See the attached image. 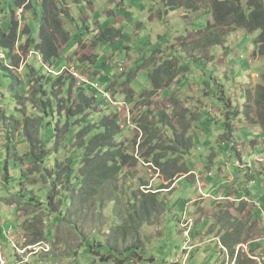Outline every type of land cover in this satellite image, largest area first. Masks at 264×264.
Masks as SVG:
<instances>
[{
	"label": "rangeland",
	"instance_id": "rangeland-1",
	"mask_svg": "<svg viewBox=\"0 0 264 264\" xmlns=\"http://www.w3.org/2000/svg\"><path fill=\"white\" fill-rule=\"evenodd\" d=\"M59 1L66 10L63 21L72 20L66 26L68 43L57 38L60 48L68 44L64 61L58 67L55 61L47 64L50 75L40 70L48 81L45 77L30 84L21 68L6 70L13 67L0 44V264H264V133L254 106L258 87L264 88L258 34L237 27L206 31L214 0ZM66 5L72 9L67 11ZM12 8L13 0L0 3V33L3 12L10 15ZM17 16L22 24L29 23L37 42L42 1L25 12L21 8ZM213 34L222 42L219 48L210 46ZM19 37L26 39L22 33ZM22 48L17 49L20 55ZM24 51L26 61L36 56ZM63 63L66 69L75 66L86 81L96 80L102 90L108 87L119 113L131 112L122 132L126 142H137L132 150L139 159L125 170L130 177L120 182L117 193L101 190L95 195L101 204L85 201L67 207L59 220L55 214L65 210L59 191L44 185L42 175L32 174L24 157L27 142L38 140L40 124V137L51 141L52 148L57 128L65 124L67 107L62 101L59 115L54 97L67 98L56 79L65 70L55 72ZM158 70L163 88L148 94ZM220 85L230 117L224 108L229 105L215 100ZM93 92L85 96L93 97ZM98 96L99 104L108 102L105 95L103 100ZM39 100L46 103L45 111ZM95 110L93 120L99 122L105 111L101 106ZM217 115L218 121L227 120V133L215 124ZM253 130L261 134L255 143L249 135ZM149 149L163 158L161 169L145 163V158L150 162ZM57 152L65 162L62 147ZM7 163L10 172L4 180ZM174 178L171 193L144 195L170 186ZM49 194L51 211L34 207L33 198L49 203ZM243 198L257 200L261 211L253 203H238Z\"/></svg>",
	"mask_w": 264,
	"mask_h": 264
},
{
	"label": "trees",
	"instance_id": "trees-1",
	"mask_svg": "<svg viewBox=\"0 0 264 264\" xmlns=\"http://www.w3.org/2000/svg\"><path fill=\"white\" fill-rule=\"evenodd\" d=\"M13 1L15 8H12L11 14L7 15L5 12H3L4 25L3 31L0 33V44L3 46V52H5V56L11 62L10 66L14 68L10 69L5 66V69L12 71L15 70V68L19 69L22 62L24 61L26 63L24 64L22 71L26 78L28 77V80L26 81H28L30 84H33L34 82L41 83V81H43L46 76L39 75L40 70H45L46 73L49 74L46 68L48 66L47 64L53 62L54 60L64 58L63 51L68 44L65 47L60 48V46L57 44V38L61 37L63 40H67L68 43L69 39L66 37L67 34L69 35V33L67 32V29H65V22L63 21V16H65L66 10H64V7H60L61 5H59L57 0ZM36 1H42L43 25L41 28L40 39L37 42H34L32 39V31L29 27V23L22 24L21 19H19L17 16V12L21 8L23 9V12L29 10ZM0 3H3V0H1ZM228 27H237L248 32L249 34H258L256 39V54H258L259 57L264 58V0H214L212 17L207 23L206 31L210 32L213 30L214 32L216 29ZM20 33L25 36V41H22V39L19 37ZM212 36L211 37L213 40L210 46L212 48H219L222 44L221 40L217 35L213 34ZM19 45L23 46L21 49V55L17 53ZM32 48L34 51L31 50ZM27 49H29V52H33L32 55H36L38 57L32 56L26 61L27 57L24 56V50ZM6 52H8V55ZM41 59H43V62ZM4 64L5 62L3 61V65ZM73 69L75 68L73 67ZM61 71H58L57 73ZM162 73H160V70L154 73L152 76L153 90L148 92V94H153L154 92L163 88L161 83L157 82V76ZM83 75L85 76V74ZM57 77L58 78L56 79L62 88V92L67 96V98L56 95L54 91H52L54 93L56 105H58L57 113L60 115V110L64 106L62 101L67 107V118L65 120V124L62 128H57V134L53 139V148L51 141H44V139L40 137L39 129L42 128L40 124V127L37 129L38 140L33 144L27 142L29 149L25 157H23L24 160L26 159L25 162H28L30 165H32V174L42 175V178H44L46 181L43 182L44 185H48L51 190L53 189V191H59V199L60 202L63 203L61 207L64 206L65 210L63 208L60 209V211L55 214V216L59 220H62V218L64 219L65 217L64 214L67 211V207H77L78 205L82 206L83 202L85 201H91L92 205H94L96 202H98V205L101 204V200H95V195L101 190L103 192L114 191V194L117 193L120 189L121 183L126 182L130 177V173L125 172V170L131 169L132 166H135L139 158L138 155H135V150H132V148L136 149L135 145L137 142H131L130 140V142H126L125 134L122 132L124 126H128L129 122V120H127L128 113H125L126 111H124V113H119L115 108L114 102H104V95L102 92L90 85L80 84L79 81L67 69H65V71ZM46 78L47 81L50 79L49 77ZM204 78L206 79L207 77L204 76ZM74 84H76L77 87L74 86ZM165 84H167V81H165ZM219 87H221L222 91L218 93L217 97L215 96V100L217 99L216 103L221 104L222 107L228 104L229 108H224L226 109L227 115H229L232 113V111L230 109V104L225 100L224 96H222V94L225 95L223 91L224 87L221 85ZM89 91H94L93 97L85 96V94L87 95ZM101 91H104V89H101ZM105 91H108V87H106ZM44 93H46L45 90L40 92L42 97L45 95ZM98 94H100L102 97L101 99L103 100V104L98 103ZM82 95L85 101L82 99ZM144 95L146 96L147 94H143L140 97L144 98ZM73 96H77L80 100H74ZM114 99L116 100L115 97ZM39 101H41L44 105L41 107L42 111H45L46 103H44L43 100ZM222 103H224V105ZM100 106L103 109L102 112H105L103 118L98 122L97 120H93V116L97 112L95 108H100ZM254 106L258 118V125L264 133L263 87H258L257 89ZM235 113L233 115L234 118H236ZM119 114H123L125 118L120 119ZM219 119L220 117L217 115L213 120L215 121L218 129L226 127L223 130L227 133V120L218 121ZM59 120L62 121V119ZM42 122H44V120H42ZM63 128L64 130H62ZM61 132L64 135L62 138L58 139V134ZM230 137L231 135L228 132V138ZM130 145L132 147H130ZM59 146L62 147L63 156L66 158L65 162H60V160L57 159L59 157L57 152ZM151 148H154V146ZM230 148L231 150H234V147L231 146ZM149 150L150 151L148 153H150V162H148V158H145V163L153 164V167L161 169V167L164 165L163 158L157 156L158 154L156 150ZM81 151L83 154L78 155V152ZM151 151L153 155L158 157L157 159H152ZM77 159H79L78 168L75 166V161ZM5 169L6 172L3 171L2 173L4 180L9 176V164L5 166ZM25 176H27L26 179H32L29 178L28 174ZM32 177L34 176L32 175ZM31 181H33V179ZM170 181H174L170 186L158 189L157 193L155 194L148 193L144 195L150 196L151 198H156L157 196L164 194L162 192L164 190H168L170 191L169 193H171L174 190L172 187L176 184V182L175 178ZM33 183L35 184V182ZM146 187L149 186L143 185V188ZM52 198V194H49V203H46V200H43L42 198H40V200L33 198L36 203L34 207L51 211L50 201ZM116 201L117 197L116 200L115 198L110 200V202ZM237 201L238 203H241L240 201L242 200L238 199ZM243 202L241 204H243ZM131 203L132 202H127L128 206H130ZM27 204L32 206L29 203ZM150 204L155 203L151 202ZM132 205H135V203ZM253 207L257 209L256 211H258V208L255 204H253ZM129 208L130 207H128V209ZM144 218H146V216H144L143 219ZM37 241L40 242L41 240H32L31 243L36 244ZM235 254L236 252L234 251L233 256H235Z\"/></svg>",
	"mask_w": 264,
	"mask_h": 264
},
{
	"label": "crops",
	"instance_id": "crops-1",
	"mask_svg": "<svg viewBox=\"0 0 264 264\" xmlns=\"http://www.w3.org/2000/svg\"><path fill=\"white\" fill-rule=\"evenodd\" d=\"M58 2H59V5H61L60 4V1L59 0H57ZM74 2H81V1H79V0H73ZM39 2V1H38ZM87 2L89 3V4H91V5H94V1H90V0H87ZM96 4V3H95ZM66 9H67V11H70L69 9H72L71 7H69L68 5H66ZM43 19V18H42ZM70 20H72L71 18L69 19L68 17H67V20H66V22H65V29H66V26H67V22H69ZM29 58H31V56H29ZM65 58V57H64ZM64 58H62L61 60L60 59H57V60H60V61H57V60H54L55 62H56V67H58V65L61 63V61H64L63 59ZM67 65L66 64H62V66L59 68V69H57L55 72H58V71H61V70H63V69H66L67 67H66ZM71 67H75V66H71ZM96 81V80H95ZM249 135H251V137H253V141H255V140H257V138H255V137H259V136H261V134H259L258 132H256V130H253V131H250V133H249ZM252 141V142H253ZM253 143H255V142H253ZM264 162V161H263ZM246 202L247 204H249V203H255V204H257V203H259L257 200H249V199H247V198H243L242 199V202ZM249 203H248V202ZM252 206H253V204H252Z\"/></svg>",
	"mask_w": 264,
	"mask_h": 264
},
{
	"label": "built area",
	"instance_id": "built-area-1",
	"mask_svg": "<svg viewBox=\"0 0 264 264\" xmlns=\"http://www.w3.org/2000/svg\"><path fill=\"white\" fill-rule=\"evenodd\" d=\"M5 57V52H3V58ZM23 66H24V64L20 67L21 69H20V71H22L23 70ZM18 70V69H17ZM65 70V69H64ZM69 72H71L72 73V75L79 81V83L80 84H89L90 86H92L93 88H95V89H97V90H99L100 92H102L104 95H105V97H106V99L107 100H110V98H111V94H110V92H108V91H105V92H103V91H101V89L103 88L98 82H96V81H91V82H89V81H86V76H84L83 74H79V73H77L76 71H75V69H67ZM63 71V70H62ZM61 71V72H62ZM102 87V88H101Z\"/></svg>",
	"mask_w": 264,
	"mask_h": 264
},
{
	"label": "bare ground",
	"instance_id": "bare-ground-1",
	"mask_svg": "<svg viewBox=\"0 0 264 264\" xmlns=\"http://www.w3.org/2000/svg\"><path fill=\"white\" fill-rule=\"evenodd\" d=\"M23 10V9H22ZM103 92H105V91H103ZM107 101H109L110 102V100H107ZM114 103H115V101H113ZM125 113H128V114H131V112H129V111H126ZM248 202V201H247ZM249 203V202H248ZM249 204H252V203H249ZM253 204H255V203H253ZM256 206H257V208L259 209V211H261L260 209V207H259V205L258 204H255Z\"/></svg>",
	"mask_w": 264,
	"mask_h": 264
},
{
	"label": "water",
	"instance_id": "water-1",
	"mask_svg": "<svg viewBox=\"0 0 264 264\" xmlns=\"http://www.w3.org/2000/svg\"><path fill=\"white\" fill-rule=\"evenodd\" d=\"M187 178H189L190 180H194V179H195V176H194V175H190V176L187 177Z\"/></svg>",
	"mask_w": 264,
	"mask_h": 264
},
{
	"label": "clouds",
	"instance_id": "clouds-1",
	"mask_svg": "<svg viewBox=\"0 0 264 264\" xmlns=\"http://www.w3.org/2000/svg\"><path fill=\"white\" fill-rule=\"evenodd\" d=\"M22 66V65H21ZM24 67V66H23ZM14 69V68H13ZM15 69H17V68H15Z\"/></svg>",
	"mask_w": 264,
	"mask_h": 264
}]
</instances>
